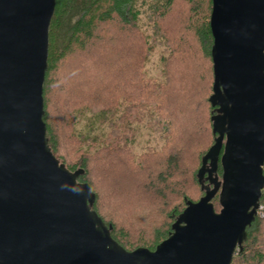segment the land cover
<instances>
[{"label":"water","instance_id":"1","mask_svg":"<svg viewBox=\"0 0 264 264\" xmlns=\"http://www.w3.org/2000/svg\"><path fill=\"white\" fill-rule=\"evenodd\" d=\"M56 0H0V264H231L264 187V0H212L215 143L202 158L219 184L186 200L155 249L128 250L92 205L96 194L49 145L44 121ZM211 181H213L211 179ZM203 189V187H202Z\"/></svg>","mask_w":264,"mask_h":264},{"label":"trees","instance_id":"2","mask_svg":"<svg viewBox=\"0 0 264 264\" xmlns=\"http://www.w3.org/2000/svg\"><path fill=\"white\" fill-rule=\"evenodd\" d=\"M180 1L186 13L178 12L170 23ZM137 2L56 0L49 27L44 121L54 155L72 171L84 169L78 180L90 184L96 194L92 207L112 227L113 238L128 250L140 246L153 250L169 235L186 200H193L188 194L191 186L197 185L203 194L206 185L199 170L216 138L211 120L215 107L209 100L214 78L209 22L212 0H153L149 6L152 40L140 31ZM158 35L173 46L164 56L169 69L161 82L145 77L143 72ZM72 59L77 72L63 68ZM121 106V124L113 125L97 149H84L89 138L77 129L80 117L88 111L95 119L115 113ZM148 108L157 114L156 123L166 133V140L158 151H146L135 158L128 138L121 140L122 130ZM199 121L204 138L192 140L191 128ZM92 124H88L90 128ZM74 141L79 142L81 152ZM76 154L79 156L72 163L63 156ZM221 157L215 175L223 177ZM214 182L219 188L212 201L221 192L220 182ZM117 195L133 200L122 202L121 211L137 216L133 221L144 226L151 222L150 233L147 228L118 225L114 219V210L119 207ZM152 204L155 211L148 208ZM158 212L165 216L160 221ZM247 232L231 264H264V216L257 215Z\"/></svg>","mask_w":264,"mask_h":264},{"label":"rangeland","instance_id":"3","mask_svg":"<svg viewBox=\"0 0 264 264\" xmlns=\"http://www.w3.org/2000/svg\"><path fill=\"white\" fill-rule=\"evenodd\" d=\"M152 1L153 0H138L137 2V7L140 11L139 28H140V31L144 35L148 36L149 40H152L153 31H154L152 20L150 19V8H149ZM182 3L183 1H180L179 6L174 8V14L170 16L171 18L170 23L174 21L178 12L182 11L184 14L186 13V10L181 8L184 6V4ZM170 23L168 26H170ZM160 32L163 33L162 30ZM60 43H61V40H59V44ZM171 50H173L172 43H167L164 37H160L158 35L157 45L155 46V48L151 51V53L148 55L147 59L145 60V64H144L145 66H144V71H143L146 74L145 77L147 76L149 79H153L158 82L165 80V72L167 69H169V65H166V63H164V56L167 57L170 54ZM75 64H76L75 60L72 59L68 61L63 66V68L65 70L67 69L69 71L75 70L77 72V68L75 67ZM77 67H78V64H77ZM172 68H174V65H172ZM123 112L124 110L121 106L119 110H117V112L115 113H107V114H104L103 116L102 115L99 117L96 116L97 118L95 117V119H93V114L86 111L85 114L80 117L79 124L77 123L78 131L83 133V136H85L86 138H89V140L84 142L83 148L94 150V149H97L99 146H101L103 142L102 140L107 136V133H109L114 128L113 125L121 124V115ZM138 116H141V120L139 119ZM156 118H157V114L154 113L153 111H150V109L148 108V110H145L144 112L139 113L137 116H135L136 121L127 122L128 126L122 130L121 140L123 141V137L128 138L129 143L131 145V151H133L132 153L134 154L135 158L139 157L142 153H145L146 151H158L159 149L163 147L165 140H166V133H164L161 125H158L156 123ZM92 121H93V124L91 125L92 128H90L88 124L91 123ZM202 129L204 128H203V125L200 123V121L194 124V126L191 128L192 133L190 134V137L192 138V140L193 139L199 140L200 138L201 140L199 141L203 140L204 131ZM130 140L133 142L131 143ZM70 141L71 140H69V143ZM74 142L76 145H78L79 152H81L79 144H78L79 142H76V141ZM63 156L66 157V161L68 163H72L73 162L72 159L78 157L79 155L76 154V155H63ZM215 177L219 182L222 183L223 179L221 175L219 176L215 175ZM188 194L193 195L192 199L195 201L198 200L203 195L200 190V187H198L195 184L191 186ZM116 198L118 199L117 202L119 203H116V202L114 203L119 204V207L116 210H114V213L116 215L114 216V219L116 220L119 226L120 225H125V226L135 225L137 228H147L146 231L148 233L152 231V230H149V229H152V226L148 225V224H151V222L148 221L147 222L148 224L144 226V223L142 224L141 222L138 223V222L133 221L137 218V216L135 217L134 215L126 216L127 214L125 215L124 211H121L122 209L121 203L122 202L124 204L133 203L132 199H128V197H125L124 195H117ZM109 203H111V201ZM213 203H214L215 210L219 211L221 208V205L219 203V198L216 197ZM148 208H152V210H154L156 209V206L152 204L148 206ZM153 216L155 215L153 214ZM140 217H143V216L141 215ZM164 217H165L164 215L158 212V221L162 220ZM144 221L146 222L145 218H144Z\"/></svg>","mask_w":264,"mask_h":264},{"label":"flooded vegetation","instance_id":"4","mask_svg":"<svg viewBox=\"0 0 264 264\" xmlns=\"http://www.w3.org/2000/svg\"><path fill=\"white\" fill-rule=\"evenodd\" d=\"M223 149L221 151L220 157L222 155ZM219 160H220V158H219ZM217 169H216V171H217ZM215 178H216L215 177V171H213V166L211 164V161L208 160L206 162L205 171H204V174H203V183L206 184L205 186H203V190H204L203 194H204V192H205V190L207 188H213L214 187V181L216 180ZM211 179L213 181H211Z\"/></svg>","mask_w":264,"mask_h":264},{"label":"built area","instance_id":"5","mask_svg":"<svg viewBox=\"0 0 264 264\" xmlns=\"http://www.w3.org/2000/svg\"><path fill=\"white\" fill-rule=\"evenodd\" d=\"M262 193L264 194V187L262 189ZM257 215L264 216V201H261V198L259 201V207L257 209Z\"/></svg>","mask_w":264,"mask_h":264}]
</instances>
